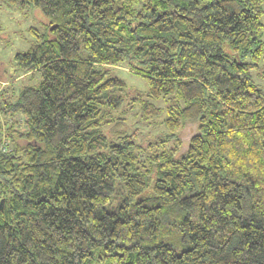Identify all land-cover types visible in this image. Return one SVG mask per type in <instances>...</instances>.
Masks as SVG:
<instances>
[{
    "label": "trees",
    "instance_id": "1",
    "mask_svg": "<svg viewBox=\"0 0 264 264\" xmlns=\"http://www.w3.org/2000/svg\"><path fill=\"white\" fill-rule=\"evenodd\" d=\"M1 1L43 20L0 90V264H264V0Z\"/></svg>",
    "mask_w": 264,
    "mask_h": 264
},
{
    "label": "rangeland",
    "instance_id": "2",
    "mask_svg": "<svg viewBox=\"0 0 264 264\" xmlns=\"http://www.w3.org/2000/svg\"><path fill=\"white\" fill-rule=\"evenodd\" d=\"M42 20V16L37 11L32 10V8L25 6H9L0 0V90L2 88H7L9 91L13 83V88L15 87L17 90V88L23 84H33L37 81L36 79L28 80L29 74L19 75L18 71L14 70L13 66L15 54L27 50L34 39L30 29L41 30ZM261 21L264 23V6ZM261 39L264 46V29L261 33ZM114 72H117V75L124 79L129 89L138 90L142 93L146 91L147 82L144 77L131 72L124 66L115 67ZM252 77L264 90V59L260 62L258 71L253 72ZM155 101L158 104H162L160 100ZM134 112L135 111L129 113L128 117L130 120L128 123H126V125L124 124V126L121 125L117 130L122 131L123 129H127L128 132H131L136 142L141 139L146 140L148 139V124H144V121L148 120L142 118L143 121L136 122L139 112ZM7 121H9L7 116L0 111V122L2 123L3 131L7 128ZM133 122H135L136 126L133 125ZM135 127L137 130L134 131V129H136ZM183 130L185 134H187L192 131V127L187 126ZM105 131L109 138L114 137L115 132L112 128L106 127ZM4 134L1 141L3 140L4 143H8L7 147L10 149V136L6 135L5 132ZM1 145L2 144H0V146Z\"/></svg>",
    "mask_w": 264,
    "mask_h": 264
},
{
    "label": "water",
    "instance_id": "3",
    "mask_svg": "<svg viewBox=\"0 0 264 264\" xmlns=\"http://www.w3.org/2000/svg\"><path fill=\"white\" fill-rule=\"evenodd\" d=\"M2 203H3V200H0V206H1Z\"/></svg>",
    "mask_w": 264,
    "mask_h": 264
}]
</instances>
